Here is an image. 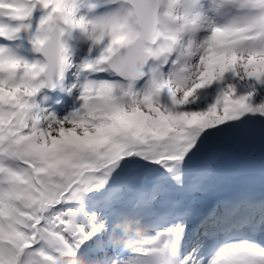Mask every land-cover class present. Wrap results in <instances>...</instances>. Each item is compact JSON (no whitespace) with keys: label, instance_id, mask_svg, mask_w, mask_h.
I'll list each match as a JSON object with an SVG mask.
<instances>
[{"label":"snow or ice","instance_id":"obj_1","mask_svg":"<svg viewBox=\"0 0 264 264\" xmlns=\"http://www.w3.org/2000/svg\"><path fill=\"white\" fill-rule=\"evenodd\" d=\"M0 264H264V0H0Z\"/></svg>","mask_w":264,"mask_h":264}]
</instances>
